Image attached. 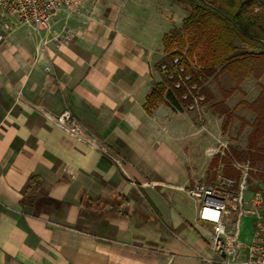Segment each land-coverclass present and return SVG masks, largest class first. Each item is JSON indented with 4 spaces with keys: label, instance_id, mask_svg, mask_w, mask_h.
Masks as SVG:
<instances>
[{
    "label": "crops",
    "instance_id": "1",
    "mask_svg": "<svg viewBox=\"0 0 264 264\" xmlns=\"http://www.w3.org/2000/svg\"><path fill=\"white\" fill-rule=\"evenodd\" d=\"M174 3L93 0L57 11L41 32L1 14L0 264H216L185 188L205 179L207 151L237 133L234 159L253 168L245 195L264 192V149L248 143L264 135L252 137L251 111L243 115L264 72L239 83L228 71L207 76L203 123L165 99L145 107L162 80L164 35L187 13L175 22ZM64 30L69 43L41 46ZM65 107L85 139L53 120ZM252 236L243 216L240 240Z\"/></svg>",
    "mask_w": 264,
    "mask_h": 264
},
{
    "label": "built area",
    "instance_id": "2",
    "mask_svg": "<svg viewBox=\"0 0 264 264\" xmlns=\"http://www.w3.org/2000/svg\"><path fill=\"white\" fill-rule=\"evenodd\" d=\"M93 0H0V12L14 16L19 22L32 26L37 32L50 30L52 17L59 10L69 13L82 12ZM261 0H256V6ZM1 38V36H0ZM67 30L51 38H41L44 47L52 39L60 48L71 40ZM172 62H178L173 57ZM160 67L167 69L166 63ZM46 71L50 70L45 65ZM169 82L182 88L180 94L183 109L199 112L204 102V93L198 83L191 81L183 66L166 72ZM53 120L67 132L85 139L86 134L73 115L65 107ZM203 123L204 117H199ZM223 144V143H221ZM219 146L209 149L208 155L219 151ZM231 165L238 171L237 177L217 172L210 180L192 178L185 191L196 202L197 219L207 223L210 231L207 235L208 246L213 254L211 260L216 264H264V192L257 191L246 197L245 189L249 172L253 170L248 161H233ZM243 216L251 218L253 236L249 243H243L239 237V223Z\"/></svg>",
    "mask_w": 264,
    "mask_h": 264
},
{
    "label": "trees",
    "instance_id": "3",
    "mask_svg": "<svg viewBox=\"0 0 264 264\" xmlns=\"http://www.w3.org/2000/svg\"><path fill=\"white\" fill-rule=\"evenodd\" d=\"M174 1L184 5L187 15L179 27L171 28L164 35V56L156 65L162 80L154 85L146 98L148 111L161 99L175 109H183L182 88L174 87L166 77L167 71L179 66L190 74L191 81L198 83L202 93H205L202 79L216 75L217 65L231 72L236 83L247 74L257 76L264 71V56L261 57L264 52L261 40L264 39V17L253 11L256 0ZM248 49L259 50L260 54L253 55ZM173 57L178 58L176 64L172 62ZM161 63H166V70L160 67ZM260 88L259 95L249 103L255 107L256 123L264 121V85ZM88 200L82 203L92 206Z\"/></svg>",
    "mask_w": 264,
    "mask_h": 264
},
{
    "label": "rangeland",
    "instance_id": "4",
    "mask_svg": "<svg viewBox=\"0 0 264 264\" xmlns=\"http://www.w3.org/2000/svg\"><path fill=\"white\" fill-rule=\"evenodd\" d=\"M177 3H180V2H177ZM177 3H174L175 4V6H174L175 9H174V16L173 17H174L175 22L179 23L180 20H181V18H182V15H183V12L182 11L185 8H184V5L182 3H180L183 8L181 9V11H179V8H177L178 7L177 5H179V4H177ZM256 4L257 3L254 2V4H253V11L255 13H257V14L259 13L262 17H264V0H261V2H260L259 5L256 6ZM1 14L2 13L0 12V20L2 18H4V17L1 16ZM186 15H187V13H186ZM5 16H6L7 21H10L11 22L12 19H14V17L11 16V15L8 16L6 14ZM261 40H262V43H264V39H261ZM247 51L249 53H253V55L260 54V53H258L259 50H250V49H248ZM262 56H264V52H262L261 57ZM215 69L217 70L218 74H221L223 71H225L224 68L221 67V65H217ZM261 69L262 68H260V70ZM255 71L256 72L259 71V67L256 68ZM262 72H264V71H261L260 73H258L257 76L252 75V74H247V75L253 76V77H255V79H257L259 76L262 75ZM230 75H231L230 80H232L234 82V79L232 77L231 72H230ZM225 80H227V79H225ZM202 81H203V83H202V87H203V85H206V82H205L206 81V78H203ZM261 82H264V77H262ZM261 84L262 83H260V85ZM165 85H167V84H165ZM262 85H264V84H262ZM249 86H251V85L248 84L245 87L247 88ZM260 92H261V88L259 87L258 88V93H257L256 97L259 95ZM255 98H253L250 102L247 103V105L250 108V110H247L245 113H243V115H245V114H248L249 111H251L252 118H251V121L247 123L248 124L247 132L250 135H252V137H254L257 134L258 135H264V121H261L259 123H256V110H255V107H252V106L249 105V103H251L252 101H254ZM204 102H206V101H204ZM204 102H203V104H206ZM205 107H206V105L203 106V108H205ZM203 108H201V109H203ZM196 116L198 117V119H199L200 116H203L204 117L202 110L199 111V112H196ZM230 116L231 115L226 114V116L224 118V122L226 124H227L228 121H230L233 118V117L231 118ZM231 121H233V120H231ZM243 123H244L243 118L242 119L239 118L238 120L235 121V124H234V128L233 129L236 130V128H238L240 124L243 125ZM233 139H235V140L232 141V142H223V144H221L222 142H217V146L218 145H223V146H219L220 147L219 148V151L216 152L215 154H213L211 156L209 155L211 157V161L209 162V164H208V166H207V168L205 170L204 177H205L206 180L213 179L218 171L221 172L222 174L229 175V176H232V177H237L238 176V171L231 165V163L233 161H235V159H234L235 156H234V154L232 152L233 146L240 144V143L236 142L239 139L238 133L235 134V136H233ZM248 143L251 146H253V147H262V149H264V142H260L259 143V142H255L254 140L251 139L250 141L248 140ZM224 167L226 168V170L224 169ZM227 169L229 171L230 170L231 171L229 172V171H227Z\"/></svg>",
    "mask_w": 264,
    "mask_h": 264
}]
</instances>
